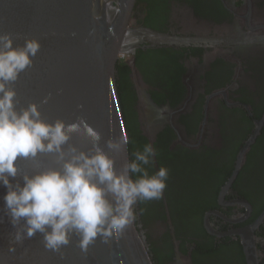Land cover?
Masks as SVG:
<instances>
[{
    "label": "flooded vegetation",
    "instance_id": "obj_1",
    "mask_svg": "<svg viewBox=\"0 0 264 264\" xmlns=\"http://www.w3.org/2000/svg\"><path fill=\"white\" fill-rule=\"evenodd\" d=\"M131 18L130 159L152 143L151 170L169 169L136 205L153 264H264V0H136Z\"/></svg>",
    "mask_w": 264,
    "mask_h": 264
},
{
    "label": "clouds",
    "instance_id": "obj_2",
    "mask_svg": "<svg viewBox=\"0 0 264 264\" xmlns=\"http://www.w3.org/2000/svg\"><path fill=\"white\" fill-rule=\"evenodd\" d=\"M13 45L11 33L0 34V185L7 188L5 212L15 228L9 251L37 233L43 247L57 253L74 235L85 252L98 238L104 243L119 238L136 221L138 203L162 199L169 169L151 170L158 152L146 143L118 171L109 153L124 152L127 136L109 139L105 152L100 133L82 117L50 122L35 102L17 109L14 85L33 66L41 44L26 38L22 46ZM73 136L90 146L70 143ZM42 156L50 162L41 163ZM18 158L30 166L22 173L23 185L10 180L21 174Z\"/></svg>",
    "mask_w": 264,
    "mask_h": 264
},
{
    "label": "water",
    "instance_id": "obj_3",
    "mask_svg": "<svg viewBox=\"0 0 264 264\" xmlns=\"http://www.w3.org/2000/svg\"><path fill=\"white\" fill-rule=\"evenodd\" d=\"M135 2L0 0V34L11 33L14 47L22 46L26 38H36L41 44L33 66L14 85L17 109L35 102L50 122L62 119L73 123L82 117L100 133V147L105 152L109 151V139L128 137L116 73L120 58L129 53V40L141 36L132 27ZM153 37L160 43L176 41ZM46 98L47 103H42ZM70 143L84 149L90 146L78 136ZM109 154L115 157L118 171L130 159L128 145L122 153ZM38 159L50 162L48 157ZM16 163L21 174L10 180L23 185L22 173L30 170L29 162L18 158ZM6 193L7 188L0 185V264H153L136 221L108 243L98 238L86 252L78 247L75 235L61 252L46 250L40 233L9 251L15 228L5 212Z\"/></svg>",
    "mask_w": 264,
    "mask_h": 264
},
{
    "label": "trees",
    "instance_id": "obj_4",
    "mask_svg": "<svg viewBox=\"0 0 264 264\" xmlns=\"http://www.w3.org/2000/svg\"><path fill=\"white\" fill-rule=\"evenodd\" d=\"M118 67H120V62H119V64H118V66H117V69H118ZM117 87H118V93H119V86H118V82H117ZM119 97H120V93H119ZM126 128H127V124H126ZM127 131H128V128H127ZM128 146H129V143H128Z\"/></svg>",
    "mask_w": 264,
    "mask_h": 264
}]
</instances>
